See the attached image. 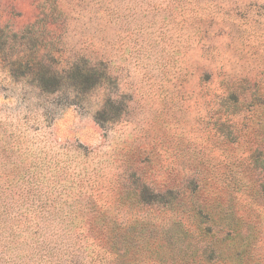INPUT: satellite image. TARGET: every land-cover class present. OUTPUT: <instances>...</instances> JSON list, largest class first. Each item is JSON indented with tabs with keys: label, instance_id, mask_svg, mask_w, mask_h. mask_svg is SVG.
I'll return each instance as SVG.
<instances>
[{
	"label": "rangeland",
	"instance_id": "1",
	"mask_svg": "<svg viewBox=\"0 0 264 264\" xmlns=\"http://www.w3.org/2000/svg\"><path fill=\"white\" fill-rule=\"evenodd\" d=\"M263 160L264 0H0V264H264Z\"/></svg>",
	"mask_w": 264,
	"mask_h": 264
},
{
	"label": "trees",
	"instance_id": "2",
	"mask_svg": "<svg viewBox=\"0 0 264 264\" xmlns=\"http://www.w3.org/2000/svg\"><path fill=\"white\" fill-rule=\"evenodd\" d=\"M36 76L38 79V86L49 92L58 90L62 84L64 85L66 77L61 76L58 71L45 67L42 63L37 69ZM67 78L72 81L70 82V86L74 92L84 93L102 84V82L109 80L110 76L107 70L99 71L93 66H84L83 68L75 66L67 72ZM107 102L112 104L114 101L110 97Z\"/></svg>",
	"mask_w": 264,
	"mask_h": 264
}]
</instances>
